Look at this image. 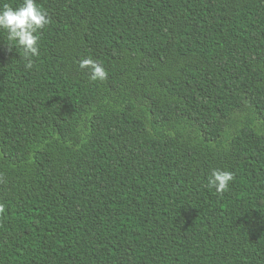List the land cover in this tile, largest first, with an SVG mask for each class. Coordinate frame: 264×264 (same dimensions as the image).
<instances>
[{"label":"trees","instance_id":"trees-1","mask_svg":"<svg viewBox=\"0 0 264 264\" xmlns=\"http://www.w3.org/2000/svg\"><path fill=\"white\" fill-rule=\"evenodd\" d=\"M37 4L31 70L0 32V264H264V0Z\"/></svg>","mask_w":264,"mask_h":264},{"label":"clouds","instance_id":"clouds-1","mask_svg":"<svg viewBox=\"0 0 264 264\" xmlns=\"http://www.w3.org/2000/svg\"><path fill=\"white\" fill-rule=\"evenodd\" d=\"M49 23L47 12L37 4V0H22L17 7L7 4L0 7V32L6 33L9 51L13 48L22 51L26 70L34 67L31 57L39 54V32ZM80 67L89 69L92 81H104L107 78L103 66L92 59L82 60ZM233 180L231 171L213 169L207 178V187L223 194Z\"/></svg>","mask_w":264,"mask_h":264}]
</instances>
